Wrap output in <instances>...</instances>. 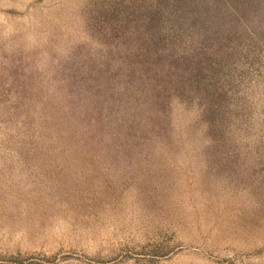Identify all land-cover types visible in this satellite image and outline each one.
I'll return each instance as SVG.
<instances>
[{
    "label": "rangeland",
    "instance_id": "rangeland-1",
    "mask_svg": "<svg viewBox=\"0 0 264 264\" xmlns=\"http://www.w3.org/2000/svg\"><path fill=\"white\" fill-rule=\"evenodd\" d=\"M0 264H264V0H0Z\"/></svg>",
    "mask_w": 264,
    "mask_h": 264
}]
</instances>
